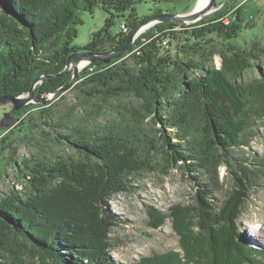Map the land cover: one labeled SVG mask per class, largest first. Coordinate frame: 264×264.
Masks as SVG:
<instances>
[{
  "label": "trees",
  "instance_id": "1",
  "mask_svg": "<svg viewBox=\"0 0 264 264\" xmlns=\"http://www.w3.org/2000/svg\"><path fill=\"white\" fill-rule=\"evenodd\" d=\"M144 1L0 0V98L27 95L35 81L50 76L35 91L37 98H45L70 80L73 71L64 72L72 54L101 56L123 49L132 32L151 19L137 16L135 6ZM97 7L107 14L104 27L92 33L86 45H75L77 26L83 23L81 13H93ZM126 13L121 28L128 26L129 33L120 28L113 34L116 19ZM240 13L232 15L224 9L189 27L178 22L159 24L138 38L121 59L109 64L96 61L80 72L69 91L83 103H100L94 105L96 120L104 115L112 119L92 126L85 117L74 116L77 110L68 111L71 124L65 126L63 121L56 126L67 132L59 131V139L52 143L64 145L74 156L57 155L47 143L34 145L37 152L24 160L25 170H20L26 179L23 189L0 192V264H36V260L40 264H122L113 257L118 244L111 235L125 221L110 211L109 202L130 192L136 176L158 171L169 176L173 170L184 171L195 182L194 204H176L167 214L159 212L150 227L158 229L173 219L185 254L177 258L173 253L177 264L190 261L189 244L200 247L199 239L213 246L205 250L206 264H264V254L256 260L257 250L244 245L243 239L235 243L252 189L264 178V156L251 155L247 160L235 156L249 147L257 126L264 125V72L243 81L253 68L251 61L259 60L264 48L254 42L247 54L229 43L221 52L222 68H206L215 55L209 47L214 38L224 42L238 38ZM179 27L184 28L180 34L186 41H195L187 51L199 62L177 60L166 50L164 42ZM129 95L141 103L139 107L121 104ZM48 113L45 108L32 116L37 120ZM150 121L161 126L162 150L148 128ZM31 130V126L19 130L22 141L30 139ZM222 167L233 186L219 199L214 193L223 185ZM231 244L236 245L232 252ZM217 246L229 252V258L221 252L216 256ZM148 263L153 264L150 259Z\"/></svg>",
  "mask_w": 264,
  "mask_h": 264
},
{
  "label": "rangeland",
  "instance_id": "2",
  "mask_svg": "<svg viewBox=\"0 0 264 264\" xmlns=\"http://www.w3.org/2000/svg\"><path fill=\"white\" fill-rule=\"evenodd\" d=\"M199 1L161 0L158 3H154L146 0L137 4L135 7L137 16L140 19L153 18L161 11L163 12L162 15L186 16L197 9ZM216 4L218 10L215 13L198 21H189L185 24L180 23L189 27L201 20L214 16L217 12L224 9L229 10L232 15L241 12L242 30L238 38L228 40L227 42L214 38V44L209 45V47L215 52V55L212 61L206 64L207 69L222 68L221 52L227 50L229 43L238 46L243 51L246 50L247 54L252 49L254 42L259 43L261 45L260 47L264 48V0H216ZM128 15L129 13H126L125 17L116 19V26L112 29L113 34H116L120 30L121 25L126 23ZM80 17L83 23L77 26L78 36L74 44L84 46L89 43L92 33L104 27L107 14L100 7H97L93 13L83 12ZM227 20L230 21L231 18L229 17ZM163 23L160 21H152L144 25L136 37L135 42L142 35L151 32L157 25ZM183 30L184 28L181 27L173 29L176 34L167 41L166 50L177 60L187 61L188 58H191L199 62L201 59L198 56L193 55L191 51H187V48L193 45L195 41H186V36L180 34ZM204 42L202 41L199 45H203ZM251 64L253 68L246 71L243 78L244 82H248L252 78H256L260 72H264V54L261 55L259 60H252ZM87 66L85 65L81 71ZM196 74L199 75V71H196ZM26 97L28 95H25ZM45 99H51V101L44 103L34 100L28 105L25 111H22L25 107L21 109L20 113L14 110L11 102L0 103V192L2 193L7 192L10 187L23 189L26 179L20 170H25L23 166L24 160H30L32 155L37 152L34 145L38 146V142L51 145L57 155H75L74 152L67 149L64 145L52 143V140L59 139V131L67 132V130L56 126L62 125L63 121L65 122V126L71 124L67 121L68 111L77 110L74 116L85 117V119L90 121V125L92 126L112 119L110 115H104L96 120L93 114V110L95 111L96 108L94 105H99L100 103H83L77 99V94L74 91H67L57 97L49 95ZM120 102L122 105L130 106V108L139 107L141 104L132 95L125 96ZM45 108L50 110V113L47 114L48 116H40V118L34 120L32 115L36 116V114ZM109 109L110 107L106 108L107 112H109ZM13 110L17 114H14ZM53 114L55 116L54 119L50 117ZM7 116L13 121L10 128L3 126V121ZM46 118L49 119L48 123L45 121ZM30 126L32 127L30 139L22 141L23 133L21 131H24L26 127ZM148 128L151 129L159 145V149L162 150L164 142L161 139V133L159 131L161 126L150 121ZM255 130L257 135L251 139L249 147L236 151V157L247 160L251 155H255L258 158L264 156V125L259 124ZM10 131L8 140L1 142V138ZM167 131L169 132V130ZM168 135L172 137L171 134ZM10 142L13 146L8 147L7 144H10ZM171 143H173V139H171ZM5 146L7 147L6 150L4 149ZM14 147L17 150L12 155L11 152ZM160 156L162 155L160 154ZM243 163L249 165L250 162ZM226 174V167H222L221 175L223 185L214 193V196L219 199H224L226 192L228 190L230 191L233 186L232 181L227 179ZM197 190L195 182L187 178L182 170H173L169 176H164L160 171L141 177L136 176L130 192L119 194L109 202L110 211L125 221V224L113 228L112 231L111 236L118 244V249L113 255L114 259L122 264H145V261L148 259L152 260L153 264H177V259H173V253L177 255V258L178 254H185L184 248L180 245V236L175 232L173 219L169 218L158 229L150 227V222L153 217H156V214H160L159 212L163 214L169 213L171 207L176 204H194V197L196 196ZM251 194L252 199L248 201L247 215L239 222L236 228L237 239L235 243L239 244L240 239H243L244 245L246 244L247 247H252L254 250H257L256 256L258 257L256 260H258L261 254H264V178L256 182V186L252 189ZM198 241V245L201 243V246L196 247L195 244H189V251L193 254L192 256H198L199 259L189 255L190 261L178 262L179 264H191L195 262L192 259L197 261L202 260L200 264H206L204 261H208L205 259H208L209 255L205 253V250L211 251L213 246L210 244L204 245L200 239ZM233 247L235 249L236 245L231 244V247H229L230 252H232ZM217 249V253H214L216 256L221 252L222 255L227 254V258H229V252L226 253L219 246H217ZM167 257L169 259H166ZM35 263L40 264L39 260H36Z\"/></svg>",
  "mask_w": 264,
  "mask_h": 264
},
{
  "label": "water",
  "instance_id": "3",
  "mask_svg": "<svg viewBox=\"0 0 264 264\" xmlns=\"http://www.w3.org/2000/svg\"><path fill=\"white\" fill-rule=\"evenodd\" d=\"M217 4H216V0H209V5L205 10H195L192 13H190L189 15L186 16H181V15H171V16H167V15H160V16H155L153 18H151L150 20H148L147 22L143 23L142 25H140L135 31L132 32L131 37L128 41V44L121 50L117 51V52H112L106 55H101V56H95V55H90L86 52H76L74 54H72L69 57L68 60V66L65 70L64 73H67L69 71H73V74L70 78V80L65 84V86H63L61 89H59L56 93L51 94V96L53 97H57V96H61L62 94H64L65 92L69 91L73 86L76 85L80 72H81V64L82 63H86V65H89L93 62L99 61V62H103L105 64H109L111 63L113 60H118L121 59L126 53H128L134 42L136 37L139 35L140 30L142 29V27L144 25H146L147 23H150L152 21H160V22H164L167 23L169 21H175L178 23H188L189 21H198L200 19H203L213 13H215L218 8ZM62 75V74H60ZM50 76H44L41 77L40 79H38L37 81L34 82L30 92L27 94L28 97L25 98V95L20 96V97H9V98H0V103H4V102H11L14 106V110L20 111L21 109H23L24 107L28 106L32 101L36 100V101H40V102H44V103H48L51 101V99H45L44 97L41 98H37L35 95V91H36V87L39 84H42L43 82H45ZM13 124V121L9 118V116H7V118L3 121V126L5 128H10Z\"/></svg>",
  "mask_w": 264,
  "mask_h": 264
},
{
  "label": "bare ground",
  "instance_id": "4",
  "mask_svg": "<svg viewBox=\"0 0 264 264\" xmlns=\"http://www.w3.org/2000/svg\"><path fill=\"white\" fill-rule=\"evenodd\" d=\"M209 5V0H200L197 6V10H205ZM86 65V63L81 64V69Z\"/></svg>",
  "mask_w": 264,
  "mask_h": 264
},
{
  "label": "built area",
  "instance_id": "5",
  "mask_svg": "<svg viewBox=\"0 0 264 264\" xmlns=\"http://www.w3.org/2000/svg\"><path fill=\"white\" fill-rule=\"evenodd\" d=\"M230 21L229 20H226V23H229ZM121 31L125 34H128L129 33V28L128 26L124 25L122 26L121 28ZM164 45L167 46V42H164ZM139 49L135 50V52H137Z\"/></svg>",
  "mask_w": 264,
  "mask_h": 264
}]
</instances>
